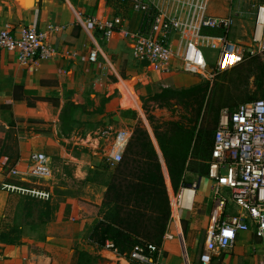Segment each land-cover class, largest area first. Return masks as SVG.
I'll use <instances>...</instances> for the list:
<instances>
[{
  "label": "rangeland",
  "instance_id": "obj_1",
  "mask_svg": "<svg viewBox=\"0 0 264 264\" xmlns=\"http://www.w3.org/2000/svg\"><path fill=\"white\" fill-rule=\"evenodd\" d=\"M261 3L264 0H230L239 15L234 19L229 39L245 51L263 52L260 59L264 62V47L260 49L252 42L255 13ZM203 49L210 65L216 63L218 51ZM131 50L123 48L113 53L106 46L113 66L107 65L103 56L95 64L80 66V73L68 78L69 87L65 83L58 95L49 97L50 104L39 103L34 110L18 105L13 108L7 103L0 105V184L19 183L11 170L15 166L25 170L32 151L46 152L53 164V177L39 180L53 190L49 200L0 188V264H78L81 251L92 256L87 264H139L129 254L107 245L99 246L89 239L93 226L103 216L106 183L115 168L106 159L112 132L121 128L133 132L141 125L154 140L150 132L151 129L155 136L154 125L182 119L187 110L176 99L171 100L169 107L154 100L163 87L181 89L209 81L202 123L213 128L222 107L262 97L258 70L237 68L210 80L182 69L156 70L136 61ZM130 110L136 112L134 117ZM204 180L200 195L205 188ZM174 193H177L174 188L168 189L171 207ZM238 211L239 208L229 207L227 213ZM187 225L191 233L192 224ZM240 234L237 242L246 252L263 255V242L247 238L246 231ZM193 242L192 236L186 237L188 249ZM203 252L204 246H198L195 253L191 248L190 260L204 264ZM212 259L208 264H214Z\"/></svg>",
  "mask_w": 264,
  "mask_h": 264
},
{
  "label": "built area",
  "instance_id": "obj_2",
  "mask_svg": "<svg viewBox=\"0 0 264 264\" xmlns=\"http://www.w3.org/2000/svg\"><path fill=\"white\" fill-rule=\"evenodd\" d=\"M209 1L119 0V9L128 6L140 17L135 27L125 24V11L102 13L87 21L105 42L121 33L131 43L132 57L138 62L147 63L156 70L182 69L213 80L223 71L241 64L247 52L254 51H245L229 39L234 19L239 15L237 7L231 5L226 16L213 15L206 9ZM52 29L50 26L49 30ZM48 32L33 26L1 28L0 55L6 51L28 66L40 59L52 58L57 49ZM252 42L260 49L264 47V3L256 9ZM204 47L218 51L216 63L210 65ZM99 52V48L93 46L89 60L96 62ZM132 133L126 128L112 132L111 145L106 153L110 163L115 165L123 159ZM208 163L213 195L202 254L204 264H208L217 251L234 248L241 232L253 230L264 243V98L220 109ZM11 175L18 177L19 183L1 182L2 190L43 200L52 198L53 190L39 181L53 177V164L46 152L32 151L26 169L15 166ZM197 187L196 181L185 183L174 193V205L178 211L193 209ZM186 191L192 194L190 203L183 201ZM229 203L239 211L227 213ZM173 238V233L167 230L160 244L145 241L136 245L130 256L139 264H167L165 241ZM106 245L114 247L110 241Z\"/></svg>",
  "mask_w": 264,
  "mask_h": 264
},
{
  "label": "crops",
  "instance_id": "obj_3",
  "mask_svg": "<svg viewBox=\"0 0 264 264\" xmlns=\"http://www.w3.org/2000/svg\"><path fill=\"white\" fill-rule=\"evenodd\" d=\"M119 5V0H0V29L8 26L13 28L33 26L47 30L51 42L57 49L54 57L40 59L32 66L21 64L13 54L2 52L0 55V105L7 103L13 108L18 105L34 110L39 103L50 104L49 97L58 95L65 83H68L69 87L68 78L79 74L80 66L95 64L101 56L108 62L107 65L113 66L105 47L107 46L110 52L117 53L123 48L131 49V43L125 40L121 33L115 34L113 42L103 41L100 34L92 30V24L87 20L102 13L114 14L125 11L124 15L127 17L125 24L130 28L135 27L140 21L138 14L129 10L128 6L121 10ZM230 7V0H210L206 5L208 13L219 16H226L230 12ZM50 26L54 29L49 30ZM91 46L100 50L96 62L89 60ZM28 99L32 100L33 105L27 101ZM153 142L157 150V145L154 140ZM204 178L205 188L200 195L199 190ZM186 180H188L186 184L198 182L194 206L192 210L178 211L173 199V216L167 230L173 233L174 238L165 241L167 264H196L190 260L189 251L191 252L192 248V252L195 253L198 246L205 244L212 207V180L208 177V173L200 175L190 171L186 173ZM171 187L173 190L172 183ZM229 207L233 210L237 209L231 203ZM188 223L192 224L191 233ZM246 232L247 238L262 242L253 230ZM189 235L194 240L191 246L189 245L190 249L186 244V237ZM241 236L240 234L239 239ZM246 250L240 242H237L234 248L213 255L212 261L214 260V264H264V257H262L264 252L260 255L246 252Z\"/></svg>",
  "mask_w": 264,
  "mask_h": 264
},
{
  "label": "trees",
  "instance_id": "obj_4",
  "mask_svg": "<svg viewBox=\"0 0 264 264\" xmlns=\"http://www.w3.org/2000/svg\"><path fill=\"white\" fill-rule=\"evenodd\" d=\"M261 53L247 52L241 64L220 73L226 72L228 75L237 68L251 72L258 70V89L263 94L261 98L255 96L248 101L264 98V62L260 59ZM209 86V81H203L181 89L163 87L154 95V100L163 107L172 106L171 100L176 99L187 113L182 119L154 125L156 138L149 128L158 152L148 130L141 125L135 127L123 159L114 165L106 183L103 216L89 234L91 241L99 246H105L110 241L120 253L129 255L136 245L145 241L162 242L172 218L168 194V189L172 190L171 183L177 192L181 185L188 182L187 171L200 175L209 171L208 162L218 122L217 118L215 128L202 123ZM129 112L133 117L136 115L135 111ZM173 199L174 196L172 202ZM91 259L88 252L81 251L78 264H87Z\"/></svg>",
  "mask_w": 264,
  "mask_h": 264
},
{
  "label": "bare ground",
  "instance_id": "obj_5",
  "mask_svg": "<svg viewBox=\"0 0 264 264\" xmlns=\"http://www.w3.org/2000/svg\"><path fill=\"white\" fill-rule=\"evenodd\" d=\"M191 198H192V194H191V192H189V191H186L185 192V195H184V203H186V202H188V203H190L191 202ZM176 208V207H175ZM43 261V260H42Z\"/></svg>",
  "mask_w": 264,
  "mask_h": 264
}]
</instances>
